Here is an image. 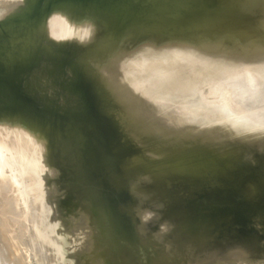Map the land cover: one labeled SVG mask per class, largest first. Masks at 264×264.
I'll list each match as a JSON object with an SVG mask.
<instances>
[{
	"label": "rangeland",
	"instance_id": "374dc122",
	"mask_svg": "<svg viewBox=\"0 0 264 264\" xmlns=\"http://www.w3.org/2000/svg\"><path fill=\"white\" fill-rule=\"evenodd\" d=\"M11 1L12 2L8 0L6 2V0H0V3L2 2L0 8L5 5L4 8H8L9 12L15 11L16 8H21L18 9V13L27 11L31 16L26 22L15 24L13 19L10 18L11 16H9L6 11L3 12L5 9L1 8L3 9V13H0L2 15L6 13L7 18L5 17L6 15H4V19L0 16L2 17L0 18L2 19L0 23H10L13 27L11 32L1 31L0 29V120L3 117L11 119L22 117L26 118L29 122L39 123L40 126L42 125L41 127L43 129V125H46L44 121L50 119L52 125L46 126H52L56 132L59 130L58 137L61 144L68 143V141L71 143L69 139L63 142L66 136L64 130L67 126L76 127V130H78L77 132L80 134L82 133L84 136L83 132L78 129L77 126L83 128L85 131L87 128L89 130L93 126L86 115L87 101L84 89L85 84L80 72L73 68V62L77 59L81 62L83 68L87 70L88 75L92 77L97 101L104 102L109 99L108 96L110 97V92L114 94V91H120L122 97L126 99L137 97L146 101L147 104L145 108L147 112H149V116L150 114H152V117L159 114L161 117V122H159V119L157 123H162L158 126H161V129L163 127L165 130L162 129L161 131L157 124L151 128L154 134L156 133L155 136L158 137V139L149 131L153 139L148 136L145 137V140L143 135L147 136L150 134L147 129L148 126H146V128H141L133 121V125L131 124V120L130 123L127 121L129 124L126 123L130 126L129 128L131 130L133 129L132 132H134L135 136L137 135V137L134 136L136 138L135 142L133 139L134 137H132L133 134L130 132L131 130L129 128H126V130L125 127L121 128L122 125H124L123 122L126 120L124 119L125 121H122L123 119H120L123 124L119 121V118H124L122 114L126 110L121 106L120 107L124 109V111L120 109V107H114V112L110 111V107L107 108L109 110L108 115L110 116V114L112 115L114 113L116 117L112 115L113 118H116L117 121L120 122L119 124L118 122L113 123L115 133L120 137V140H116L118 142L117 145H130L137 150L133 152V155L128 156L126 168H122L126 172L134 171L138 177L140 174L142 175L141 170L144 173L146 170L145 168H147L149 172L152 170L151 173L153 172V175L157 172L159 173V177L168 175L169 170L166 173L164 170H159L161 171L159 172L157 169L164 168L167 170L166 168L171 166L168 163L170 162L171 164V161L176 160L174 155L177 157L175 154L177 150V154L180 152V155L178 156L179 158L177 157V162L175 161V164L182 163L185 161L184 159L188 160L187 158L189 156V159H192L194 155L197 157L200 156L201 154H197L199 150L196 148L200 145V143H198L199 140V142H201V140L203 141V144H201L200 147L198 146L199 149H203L200 153L204 151L203 153L206 154L207 149L204 150V148L211 147L212 151L216 152V154L211 152V148L210 150L208 148L207 156L204 155L208 157L209 154L211 155L212 153V157H214V155L217 157H215L216 159L214 160L211 159L207 161L202 153L201 156L203 157H194L192 161L188 160V162H183L185 166L189 168V171L193 172V170H195V172H197L196 174L200 173L199 175H201L205 171L208 175L212 173V176L210 175L204 181H199L200 183L194 180H185L184 178H164L163 180L148 183L150 180H148L149 177L146 173L149 172L146 170L147 172L145 171V174L147 180L145 181V177L143 182L147 184L135 190L133 188H136V186H132L133 190L131 191V185H128L130 182L126 181L124 184L127 185L130 191L117 192L112 180L106 172L107 166H112V164L117 165V162L112 156L107 154L103 144L96 136L86 140L79 148L75 146L76 144H73L77 148L74 147L73 152L76 151V153H73L72 150H69L70 143L67 145L69 147L64 144V147H67L66 150L63 146L60 147V143V145L57 143L59 142L58 137H56L54 141L49 135L51 151L49 154L45 152L41 154L44 155L40 158L41 160L43 159V163H41L42 161L39 158L37 159V161L40 160V163L43 164L44 167L42 168L44 169L41 172L39 171L42 168L37 169V172L35 171L37 174L33 171L34 174L32 172V176H30L33 181L32 185H34L33 183L35 182L37 186V189H35L36 187L33 189V192L36 190L37 195L36 193L33 194V192L31 194H33V197L36 195L35 200L38 202L36 203V201H34V203H30V205L33 213L32 216H34V219H37L36 221L47 223V219L49 222L44 224L46 226L49 224L52 225H49L50 227L47 226L46 234L53 233V235L51 234L52 237H49L51 236L49 235L45 240L46 242H51L49 244L47 243L48 246L44 248H46L45 252H51L59 248V252L55 259L57 261L56 264L59 263L58 260H62L61 258H63L64 262L61 261L59 264H157L166 256V249L168 247H187L192 244L201 246V243L205 245V248L202 246L205 251L199 250L192 254L190 249H184L183 256H185V251L188 255L187 258L185 256V259L183 257L184 261L179 260L181 262L180 264H264V123L261 121V123L254 125V127L258 126L256 133L253 130V126H249V124L247 126L248 118L251 116L253 117V110L256 112L254 117H257V114L261 112L259 110H263L260 109V107L263 108L264 103L260 105L258 103L256 105L254 104L253 108L256 106L258 109L255 108L248 112L246 109H250L251 107L246 106H249L250 102L255 99V95L251 94L250 97L232 96V91L229 90L230 87L224 85L223 88V84L218 85L223 91L217 96L212 92H206V88L210 86L209 84L215 86L218 82V84L222 83L220 81L219 69L223 70L230 67L234 62L244 57L245 53L248 52L250 48H244L235 44L231 53L222 60L217 68H212L207 65L183 67L182 64L180 67L167 72L160 68V66L166 65L167 60L171 56V52L173 53L180 50L185 44L195 40L194 36H189L184 40L173 38L166 39L169 34L179 32L187 34L189 30L198 27L204 29L212 28L214 31L232 30L235 32L242 31L244 34H264V0H259L254 5L250 3V0H165L166 10H162L164 1L162 4L161 0H144L139 6L133 5L135 9L132 8L133 12L129 17L130 19L125 21L122 27L113 25L114 21H107L108 17L112 15L106 12L105 4H110L112 0L108 2H106L107 0H99L97 2H92L91 0H67V2L66 0H58L61 4L59 6H53L51 0ZM192 1L200 3L198 10L195 12L190 8V4L193 3ZM14 2L15 5H13ZM130 2H133V0ZM62 7H65V9L67 7L74 12V17L72 18L74 20L77 17L79 19L88 18L90 14L92 16L99 15L98 17L100 18V14L102 13L104 15L105 12L108 13L106 14L108 17L102 15L105 18L107 17V19L102 18L103 20H99V18H96L97 16H94L90 26L86 27L82 25L75 29L72 26L74 21L67 20L66 24L69 30L68 33H64V36L67 35L65 43L68 45L62 46L59 44L62 46L60 47L54 37L47 34V37H52V39H50L47 38L45 34L41 36L38 34L40 30L43 29V27H41L39 30L40 26L45 24L41 22H46L48 19L46 17L52 11ZM163 12L166 14H163ZM12 13L13 12H10L9 14L11 15ZM112 17L114 18V16ZM110 18L111 17H109V19ZM97 20L99 22L102 20L101 24H93ZM140 21H142V23ZM53 23L58 24L56 18L51 20L50 24L54 26ZM78 33H80V35ZM42 36H44L42 42L47 39L48 43L45 42V44L41 42ZM109 37L114 38L113 44L109 49H105L106 39ZM37 40L46 45L44 48L50 46V50L48 49L49 47L46 48V50L43 49L42 44L39 46L40 42ZM73 41L75 42L74 44ZM65 47L66 49H63ZM90 53L93 54L91 55ZM155 57H157L155 62L147 64L150 59ZM185 59L186 57L181 53L173 60L175 63H184L186 62ZM156 64L161 65L157 67ZM151 65L153 67L155 66V68ZM151 68H153L151 75L145 76L146 70ZM181 70H184L182 74V79L184 81H188L192 75L198 73V77L194 80V84L191 87L192 91H188V93H190L188 94L189 96L187 95L188 98L187 96H182L186 93H182L183 91L181 89L170 86L174 74H177ZM244 76L249 82L254 78L253 75L249 73ZM113 81L119 84H115ZM109 83H112V86ZM127 85L130 86V89H128ZM136 85L138 90L136 89ZM114 89H118V91ZM262 92L263 91L259 93L258 91V94L263 96L264 92ZM195 95L197 97H193ZM191 97L195 99L193 100ZM227 101L228 103H226V105L224 102ZM223 104L225 105L221 107ZM228 105L229 108H226ZM116 109L118 111H115ZM108 110H106V108L104 109L106 112ZM119 110L123 113H119ZM246 111L248 113L252 112L250 114L251 116H248L249 114L246 113ZM126 113H124V115H126ZM242 113L243 116H241ZM117 116H119V118H117ZM242 117L244 118L245 124ZM113 118L111 119L112 121L114 120ZM238 119L239 121L242 119L241 121L243 123H241V121L239 122ZM6 120L8 121V119L4 121ZM4 121L3 125L7 123L6 125L8 128L4 126L2 129L5 130L7 128L5 133H8L9 130V137H13L12 135L15 134H12L10 131L16 129L12 131L16 132L19 130L17 129L18 127L16 128V126H14L15 128H12V126L16 124L10 119V122H8L11 124L13 123L12 126ZM235 121H237L236 123H239V125H237ZM221 122H226V125ZM228 122H231L230 126L232 130L230 126L227 125ZM210 123L214 125L215 123L217 124L214 126ZM218 123L220 124L218 125ZM73 124H75V127ZM86 124H88L87 127ZM231 124L237 125V128ZM128 125L124 126L127 127ZM142 125L144 126L145 123L143 122L141 126ZM208 125L210 126L208 127ZM240 125H244V132H249L251 127L250 133L253 131L252 133H254L255 136L250 133L249 134L253 137L248 133L247 136V134L244 133L247 138L250 137L249 140L244 137L243 133L238 134V136L236 134L234 137L233 133L236 129L238 130ZM192 126L195 129L197 128L199 132L202 131L201 128H209L206 130L210 131L212 127V131L210 132L203 129L204 135L205 132L209 134V139L207 138L208 136H206L207 134L205 136L200 135V133H196L195 130L194 132L196 134L191 133L189 135L193 136L195 134V136L201 137L197 138L198 141H194L196 138H192L191 136L190 139L187 133L191 132ZM197 126H199V129ZM218 126H222L223 128ZM189 127L191 129H188L190 132H185L186 136H184V134H179L182 133L179 132L180 130L185 131L187 129H183ZM234 128L235 130H233ZM144 129L147 130L145 131ZM45 130L49 134L47 128ZM166 130L170 131H167L169 135L167 132H164ZM218 130L221 132H227L228 130V134L224 132V134L226 133L225 136L228 135L227 138L223 137L224 141L222 137V139L219 138L220 135L223 136L224 134H221ZM230 130L232 131L230 132V134H232L231 139L229 138ZM239 130L242 131V129ZM127 131L128 134L130 132L131 135H127L125 133ZM159 131L161 132L162 138H164V133L171 138L170 133L173 131H176V133L179 132L177 133L178 135L176 133L174 134V132V136L171 134L172 139H178V142L175 140L178 145H174L175 141L172 139L168 141V136H165V138L168 137V140L163 139L165 140L163 141L159 136ZM214 131L220 134L217 135L218 133L216 132L215 134ZM142 132H144L143 135ZM2 133H4V131H2ZM5 133L3 135H6ZM138 133L140 134L138 135ZM210 133L214 134L213 137L216 136L215 138H217V141L219 139L220 142L223 141L221 144L222 147L219 145L220 142H218L219 144L217 145L216 139L215 142L211 140L212 135H210ZM175 135L180 136L176 137ZM239 135H243L242 137H244L245 140L247 139L246 141L250 144L244 143V145H249L251 148H248V146L246 148L245 145L242 148L243 150L241 149L242 153L239 159H229L225 161L226 154L229 153L228 150L230 149L228 146L231 147L230 150H239L241 148L238 147V145L240 146L241 142H244V138H239ZM182 136H184L183 138L185 141L187 139L188 143L184 142L181 138ZM202 136L205 139H201ZM140 137H143V139H140ZM159 138H161V140ZM228 138V144L230 141L233 142L232 144L234 146V140L237 142H235L236 144H238V141L240 143L236 145V147L230 145L231 143L225 146L224 144H226L225 142ZM206 139L209 140V145ZM232 139L233 141H231ZM152 140L154 143H152ZM205 140L207 141L206 144H204ZM137 141L140 142L138 143ZM142 141L146 142L143 143ZM159 141H163L164 144ZM166 141L167 143L170 142V145H166ZM211 142L213 144L215 143L217 147L215 145H210ZM142 143L143 145L146 143L145 145H147V148L145 146V149L140 148L143 147L141 146ZM183 143H186V146ZM148 144L150 146H148ZM154 144L157 145L155 146ZM159 144H161L162 147ZM188 144L191 145L190 149L187 148L189 147ZM171 145L172 147H168ZM193 145L197 146L193 147ZM242 145L243 143L241 146ZM154 146L155 148L160 146L161 149L165 146H167L168 149H175V152L171 149V154H173L172 156L175 160L172 159V156L171 158H169L170 156L168 157L167 152L170 154L169 150L166 152L163 151L164 149L159 151L158 147L156 148L157 150H155ZM173 146L175 147L173 148ZM214 146L217 151L213 148ZM62 147L64 151L66 150L65 152L61 149ZM151 147L154 150L151 149ZM176 147L178 148L176 149ZM185 147L186 149L183 150ZM195 148L198 151H195L196 153L192 152ZM217 148L220 149V152L224 151L225 155H223V152L221 155ZM221 148L228 149L225 151ZM26 149L30 152L33 151V148L30 150L27 146ZM165 149L167 148L165 147ZM68 150L72 152V154H70ZM187 150H189V152ZM28 151L27 154H30H28V156L32 157L31 153ZM139 151L142 152V154ZM36 152L37 150L35 151L34 149L32 153L40 155L39 152ZM181 153H184L185 156L188 154L189 156L187 155L188 157H185L183 154L182 157ZM192 153L194 155H192ZM218 153L220 156H218ZM138 154L143 156L151 154L150 156H153L154 162L151 160L152 157L149 156V160L152 162L150 163V161L147 160L148 157L145 159L143 156L139 157L141 155ZM134 155L135 158L137 157L138 161H140L139 158L143 159V161H141L143 164L141 168L143 169L139 168L140 162L137 164L138 161H135ZM34 157L36 156L34 155ZM167 157L169 159H167ZM130 158L132 160L128 162ZM220 158L225 161L223 165L222 163L224 161L222 162V160H219ZM156 159L158 163H162V160H164V167L162 166L163 164H161L160 167ZM165 159L168 160V162H166ZM179 159H182V161L179 162ZM159 160L161 161L159 162ZM218 160L221 161L220 165L223 166H221V170L219 167H217V169L215 168L216 165L219 164H215ZM132 161L136 162L135 165ZM144 161L149 162L150 167H148V163L145 164ZM208 162L210 165L211 163L212 165L215 164V167L212 165L210 166ZM166 163L168 166H166ZM144 164L147 166L144 167ZM128 167H130V169ZM209 167L211 169L207 172ZM138 168L139 170H137ZM7 169L9 170H7V172L6 169L4 170L5 175H3L4 177H2V179L5 178L6 175L8 176V174H10L11 178V175L15 173L14 169H12V171L14 170L12 173L10 170L11 168ZM213 170L214 172H212ZM215 172H217L216 175H213ZM160 173L162 174L161 176ZM141 175L138 177L139 179H141L140 177L142 176L144 177V174ZM151 176L149 179L152 178ZM155 176L156 175H154L152 179H154ZM10 178L8 176V179ZM5 180H7V177ZM36 181L40 183H36ZM114 181L117 180L114 179ZM248 186H250L249 192L246 191ZM153 187L154 189H152ZM0 191V194L3 193L0 195V197L2 196L1 198L7 195L9 199V194H14L13 190H11V193L7 192L9 194H7L6 191L4 192V190ZM40 192L41 194H39ZM15 194L13 195L14 198L11 196L14 199L11 202L17 201L15 198L19 199L20 197V200L23 198L21 194L20 196L19 194L17 195L19 197H15ZM7 198L2 199V201L0 199V205L4 202L3 200L7 202ZM20 200H18V204ZM31 200H34L32 196ZM9 203L10 202H7V204L4 205L8 206ZM44 203H46V206H44ZM37 205L39 207H37ZM40 207L41 210L39 209ZM36 208H38V212ZM1 209L0 211H2ZM3 211L5 212V210ZM4 212L3 215L5 214ZM40 213L42 216L39 215ZM6 215L7 214H5V216ZM47 215H50L49 218ZM35 216L39 217L36 218ZM40 216L44 219L43 221ZM7 219H9V221L11 220L10 223L12 221V223H14V219L12 220L11 216L9 217L7 215ZM14 227L15 226H13V229H15ZM48 228L52 229V232H48ZM53 238H55L56 242L53 241ZM54 242L55 244H53ZM51 243L53 248L56 246L54 249L50 246ZM44 246L46 245L44 244ZM48 248L51 250L49 251ZM141 250H143L144 253ZM179 261L176 263L179 264Z\"/></svg>",
	"mask_w": 264,
	"mask_h": 264
},
{
	"label": "bare ground",
	"instance_id": "6f19581e",
	"mask_svg": "<svg viewBox=\"0 0 264 264\" xmlns=\"http://www.w3.org/2000/svg\"><path fill=\"white\" fill-rule=\"evenodd\" d=\"M8 0H6V2H7ZM15 2H18V1H16V0H14ZM157 1V0H156ZM160 1V0H159ZM162 1V4H163V1H164V5H165V7H164V5L162 6V4H161V6L163 7V8H165V9H163L162 8V10H166V4H165V0H161ZM257 1H259V0H250V3L251 4H255ZM10 2H12L11 0H10ZM15 2H14V4L13 5H15ZM19 2H21V0H19ZM22 2H23V0H22ZM24 2H25V0H24ZM193 2V1H192ZM2 3V2H1ZM0 3V4H1ZM5 3V2H4ZM159 3V2H158ZM109 4V3H108ZM2 5V4H1ZM4 5V4H3ZM8 5V4H7ZM21 5H22V3H21ZM110 5V4H109ZM191 6H190V8L195 12V11H197L198 10V8H199V6H200V3L199 2H193V3H191L190 4ZM5 6V5H4ZM4 6L3 7H1V8H3V9H5L4 8ZM7 7V6H6ZM20 7V6H19ZM22 7V6H21ZM0 8V12H2V10L3 9H1ZM15 9V8H14ZM18 9H21V8H18ZM23 9H24V7H23ZM22 9V10H23ZM7 10H8V12H7ZM10 10H12V9H10ZM17 10V8L15 9V11ZM6 11V13H8V15L9 16H12V14L13 13H15L14 12V10L13 11H10V12H13L11 15L9 14L10 12H9V9L8 8H6L3 12H5ZM2 12V13H3ZM21 12V11H20ZM72 12L71 10H69V8H67L66 7V9H65V7H62V8H58L57 10H55V11H52L46 18H48L47 19V21L46 22H41V23H45L43 26H40V28H39V30L41 29V27H43V29L42 30H40V33L38 34L39 36H41V35H44L45 34V36L48 34V35H50V36H52V37H54L55 38V40L57 41V44L59 45H68L67 43H65V41H66V36H64V33H68V25L66 24L67 22V20H71V21H74L73 22V28L75 29V28H77V27H79V26H82V25H85L86 27L87 26H90V24L93 22L92 20H93V17L94 16H97V15H94V16H92L91 14H90V16H88V18L87 17H85V18H81V19H79L78 17L74 20V19H72L73 17H74V12H72L71 13V15H70V13ZM107 12V11H106ZM104 13V15L101 13L100 15L102 16H105L106 14H110V11L108 12V13ZM167 12V11H166ZM6 13H4L3 15L1 14L0 16H2V17H0V18H2V19H4L5 17L7 18V14ZM165 12H163V14H164ZM92 14H94V13H92ZM166 14V13H165ZM4 15H6L5 17H4ZM99 16V15H98ZM96 17V18H99V17ZM100 16V18H99V20L100 19H102V18H104V19H107V17H108V15H106L107 17L105 18V17H101ZM164 16V15H163ZM166 16V15H165ZM109 17H111L110 19H109ZM108 17V20L107 21H109V22H111V21H114V18L112 17V16H109ZM141 17H142V15H141ZM11 18V17H10ZM9 18V19H10ZM54 18H56V20H57V22H58V24H54V26L53 25H51L50 24V22H51V20H53ZM164 18V17H163ZM167 18V17H166ZM2 19H0V20H2ZM112 19V20H111ZM129 19V18H128ZM141 19H143V18H141ZM140 19V20H141ZM7 20V19H6ZM45 20V19H44ZM95 20V19H94ZM103 20V19H102ZM101 20V21H102ZM101 21L99 22L98 20L96 21V22H94L93 24H101ZM105 21V20H104ZM107 21H105V22H107ZM141 23H142V21H140ZM42 25V24H41ZM46 25V26H45ZM12 25L10 24V23H6V22H3V23H0V29L1 30H3L4 29V31H9V32H11V29H12ZM38 30V31H39ZM189 33H187V34H185V33H181V32H179V33H175V34H169L167 37H166V39H170V38H173V39H177V40H184V39H187L189 36H194L195 37V40H192L190 43H188V44H185L183 47H182V49H180V50H177V51H175V52H171V56H170V58L167 60V62H166V65H163V66H160L161 64H159V65H157L156 64V66L158 67V66H160V68H161V70L163 69V70H165V72H167V71H170V70H174L175 68H177V67H180V65L182 64V66L183 67H189V66H196V65H207V66H209V67H212V68H217L218 66H219V64L222 62V60L227 56V55H229L230 53H231V50H232V48H233V46L235 45V44H237L238 46H242V47H246V48H250L249 49V51L248 52H246L245 53V55H244V57H242L241 59H239V60H237L236 62H234L230 67H228V68H225V69H223V70H220L219 69V74H220V81L222 82V83H220V84H216L215 85V89H213L214 90V94L217 96L221 91H223V89L220 87V86H218V85H221V84H223L222 85V87L225 85L226 87L227 86H229L230 87V89L229 90H231L233 93L231 94L232 96H235V97H250V95L252 94V95H255V99H253L251 102H250V104H249V106H246V107H251L250 109L249 108H247L246 110H248V112H249V110H253V109H255V108H257L258 109V107H256L255 106V108H253L254 106V104L256 105L257 103L260 105L261 103H264V95L263 96H261L260 94H258V91H259V93H261V91H263L264 92V34H262V35H259V34H250V33H248V34H244L242 31H232V30H222V31H214L212 28H210V29H204V28H201V27H198V28H195V29H191V30H189L188 31ZM38 33V32H37ZM79 35H80V33H78ZM37 35V36H38ZM47 35V36H48ZM245 35V36H244ZM46 36V37H47ZM47 37V38H50V39H52V37ZM76 37V36H75ZM75 37H74V39H75ZM54 38H53V41H54ZM38 39H40V38H38ZM42 39H44V36H42L41 37V42H42ZM73 39V40H74ZM76 40V39H75ZM37 41H39V40H37ZM40 42V41H39ZM40 42V45L39 46H41V44L44 42H47L48 43V41H47V39H46V41H43L42 43ZM51 42V41H50ZM72 42V41H71ZM75 42L73 41V44H74ZM46 44V43H45ZM45 44H42V46H43V49H45L46 50V48H48L49 50H50V46H47V47H45L44 48V46H46ZM47 45H49V44H47ZM59 45V46H60ZM62 46H60V47H62ZM60 47H59V49H60ZM56 48V47H55ZM67 48H69V47H67ZM71 48H72V46H71ZM63 49H66V47L65 48H63ZM99 49V48H98ZM102 49V48H101ZM104 50V49H103ZM48 51V50H47ZM181 53H183V55L186 57V62H184V63H178V62H174V58L175 57H177V56H179ZM158 55H160V54H158ZM158 55H157V57H158ZM76 56V55H75ZM157 57H155V58H152V59H150L148 62H147V64H149V63H153V62H155V60H156V58ZM173 60V61H172ZM152 66V65H151ZM153 67V66H152ZM153 68H155V66L153 67ZM153 68H151V69H147L146 70V72H145V76H147V75H151V72L153 71L152 69ZM195 68V67H194ZM185 70V69H184ZM184 70H181L180 72H178L177 74H174V76H173V80L170 82V86L171 87H176V88H178V89H181L183 92L182 93H186V94H184V95H182V96H187L188 94H190V93H188V91L190 92V91H192L191 89V87L193 86V84H194V80L198 77V73H195L194 75H192L189 79H188V81H184L183 79H182V74H183V72H184ZM247 73H249V74H252L253 75V79H252V81L251 82H249V81H247L246 79H245V74H247ZM114 83H115V81H113ZM224 82V83H223ZM117 83V82H116ZM115 83V84H116ZM111 86H112V83H109ZM109 84H108V86H109ZM117 84H119V83H117ZM114 85V84H113ZM140 85V84H139ZM125 86V85H124ZM128 86V85H127ZM113 87H115V86H113ZM132 87V86H131ZM228 87V88H229ZM109 88H111V87H109ZM126 88V87H125ZM224 88V87H223ZM128 89H130V86H128ZM136 89H137V85H136ZM201 89V88H200ZM108 90V89H107ZM114 90H116V89H114ZM138 90V89H137ZM116 91H118V89L116 90ZM108 92V91H107ZM109 92H110V89H109ZM118 92H119V94H118ZM118 92H115L114 91V94L112 93V92H110V94L112 95V97H111V95H110V97L108 96V100H106V101H97V103H98V105L102 108V110L104 111V109L106 108V110H108L107 108H111L110 109V111H112V112H114L113 110H114V107L116 108H118V107H122V108H124L126 111H127V113H126V111L124 112V113H126V115H124V113L122 114L121 112H120V110H119V113H121L122 114V116L124 117V118H119V116H120V114H119V116H117V118H119V121L121 122V120L122 121H125V122H123L124 123V125H128L129 123H130V120H131V124L133 125L134 123H136L137 124V126H139V127H141V128H146V126H148L147 127V129H148V132L149 131H151L153 134H154V131L153 130H151V128H153L154 127V125L155 124H157V126L158 125H161L162 123H157L158 121H159V119L161 118L160 116H159V114H157V116H151L152 114H150V116H149V112H147V109L145 108L146 107V104H147V102L146 101H144V100H141V99H139V98H137V97H133V98H131V99H126V98H124V97H122V93H120V91H118ZM262 92V93H263ZM222 93V92H221ZM189 96V95H188ZM188 96H187V98H188ZM193 97H197L196 95L195 96H193ZM193 97H191L192 99H193ZM181 98H183V97H181ZM163 99V98H162ZM190 99V98H189ZM192 99H190V100H192ZM195 99V98H194ZM193 99V100H194ZM159 101V100H158ZM162 103V102H161ZM225 104L226 103H228V101L227 102H224ZM225 104H223V105H221V107L222 106H224ZM149 105V104H148ZM148 105H147V107H148ZM227 105V104H226ZM258 106V105H257ZM112 107H113V109H112ZM120 107V109H122ZM245 107V108H246ZM260 107V106H259ZM226 108H229V105L226 107ZM124 109H122L123 111H124ZM146 109V110H145ZM243 109V108H242ZM260 109H263L264 110V107L263 108H261L260 107ZM263 110H259V111H261L260 112V114L258 115L257 114V117H254L256 114V112H255V110H253L254 111V114H253V117L250 115L251 113H248L247 111H246V113H248L249 115L248 116H251V117H249L248 118V120H247V126H248V124H249V126H253L254 127V125H257V124H259V123H261V121L264 123V111ZM115 111H118L117 109L115 110ZM243 111V110H242ZM244 111H245V109H244ZM256 111H258V110H256ZM258 111V112H259ZM262 111H263V114H262ZM105 112V111H104ZM108 112H109V110L107 111V114H108ZM147 114H146V113ZM153 112V111H152ZM153 113H155V112H153ZM118 114V113H117ZM155 114V115H156ZM112 115H115L114 113L112 114ZM111 114H110V116L109 117H111L112 116ZM239 115V114H238ZM244 115H245V113H244ZM241 116H243V113H242V115ZM247 116V115H246ZM245 116V117H246ZM115 117H116V115H115ZM3 118H5V119H8V121H9V119L10 120H12V121H14L15 122V124L16 125H13L12 126V124L11 123H9L7 120L6 121H4L5 119H3ZM1 120H0V130L2 129V128H4V126H6L7 128H8V126L6 125L7 123H4V125H3V121L4 122H8V124L10 125L11 124V126H12V128H15L14 126H16V128L17 129H19V130H17L16 132L14 131V132H12L13 130H16V129H13L12 131H10L12 134H15V135H12L13 137H9L10 135L8 134L9 133V130H8V133L6 132L5 133V131H7L6 129L4 130V129H2L1 131H0V190H4V192L6 191V193L7 192H9V193H11V190H13L12 192L15 194V197L19 194V196H20V194H21V196H23V198L20 200V197L19 196H17V197H19V199H17V198H15L17 201H15V202H11L12 200H14L13 198H14V194H9V193H7V194H9L10 196H9V199L7 198V195H3L4 197L3 198H1L0 197V199H1V201H2V199H4V198H7L8 200H7V202H10L9 204H8V206L7 205H4V204H7V202H6V200H3L4 202H2V204L0 205V209L1 208H3V209H1L2 211H0V264H56L57 263V261L55 260L56 259V255L58 254V250H59V248L58 249H54L56 246H54V248H53V246H51L52 245V243L50 244V246L54 249V250H52L51 252H45V250H46V248H44V247H47L48 245H47V243L49 244L50 242L49 241H45L46 239H47V237L49 236V235H53V233H49V234H46L47 233V226H52L51 224H49V225H45V224H47L49 221H47V219H46V222L47 223H42V222H38V221H36L37 219H34L33 217L34 216H32V211H31V205H30V203H34V201H36L35 200V196L37 195V192H36V190L33 192V189H34V187H36L35 189H37V186H36V184H35V182L33 183L34 185H32V180H31V177L30 176H32L31 175V173L34 171H36L37 169H41L42 167H44L43 166V164H41V163H43V159L41 160L40 158H42L44 155H41L42 153L44 154V152L46 153V154H49L50 153V151H51V148H50V146H51V144H49V135L54 139V141L56 140V137H58V132H59V130H57L58 132H56L55 130H54V128H52V126H46V125H52L51 124V121H50V119H46L44 122H46L45 124L46 125H43V129H42V125L40 126L39 125V123H37V122H29L26 118H22V117H16V118H7V117H3ZM113 118V116L110 118V119H112ZM243 118V117H242ZM114 120L112 121L113 123L114 122H118L117 121V119L116 118H113ZM121 119V120H120ZM125 119V120H124ZM242 120V119H241ZM240 120V121H241ZM11 121V122H12ZM129 123H128V122ZM134 123H133V122ZM238 121H239V119H238ZM239 121V122H240ZM243 121H244V118H243ZM120 122H118V124L120 123ZM128 124H127V123ZM142 122V123H141ZM143 122L145 123V125L143 126H141V124H143ZM159 122H161V119H160V121ZM237 121H235V123H236ZM50 123V124H49ZM122 123V122H121ZM122 123V124H123ZM126 123V124H125ZM221 123H223V122H221ZM229 123V122H228ZM227 123V125H229L230 126V123L228 124ZM235 123H233V124H235ZM241 123H243L242 121H241ZM71 124V123H70ZM140 124V125H139ZM211 124V123H210ZM216 124L217 123H215V125L214 124H211V125H214V126H216ZM220 123H218V125H219ZM224 125H226V122H224L223 123ZM233 124H231L232 126H235L236 128H237V125H239V123L237 124V125H233ZM244 124H245V121H244ZM2 125H3V127H2ZM121 125V124H120ZM119 125V126H120ZM124 125H122V127L121 128H123V127H125V129L126 128H129L130 126L128 125L127 127L126 126H124ZM222 125V124H221ZM10 126V127H11ZM116 126V125H115ZM156 126V127H157ZM210 125H208V127H209ZM213 126V127H214ZM223 126V125H222ZM221 126V127H222ZM242 126V127H241ZM243 126L244 125H240V127H238V130L236 131L235 130V128L233 129V130H235L234 131V137H235V135L237 134V136H238V134H242L243 133V135H244V133L245 134H249L250 133V131H251V127H250V131L249 132H244V130H243ZM246 126V125H245ZM246 126V127H247ZM150 127V128H149ZM159 127V129H161L160 127L161 126H158ZM157 127V128H158ZM198 127V129H199V126H197ZM201 127V126H200ZM203 127H205V126H203ZM218 127H220V126H218ZM220 127V128H221ZM252 127V128H253ZM47 128V130L49 131V134L46 132V129ZM115 128V127H114ZM132 128V127H131ZM194 127L192 126V130H193V132H192V130H191V132H190V130H188V129H191L190 127L189 128H180V129H183V130H185V129H187V130H185V131H179V132H182V133H179V132H177V133H179V134H184V136H186L185 135V132L186 131H189L190 133H187V135H189V134H191V133H195L194 132V130L196 131V133L198 132V134L200 133V135H204V133H203V131L205 130V131H207L206 129H209V128H206V129H202L201 128V132H202V134H201V132H199V130L197 131V128L195 129H193ZM215 128H217V127H215ZM215 128H214V130H215ZM223 128V127H222ZM245 128V127H244ZM257 128H258V126H256V127H254L253 128V130L255 131V133H256V130H257ZM77 129L76 127L75 128H73V127H70V126H67L66 127V129L64 130L65 132V139H63V142H66V140H70L71 141V143L68 141V143L66 144V143H64L65 144V146H67L69 143V146H67V147H69L70 149V151L72 150V152H73V149H74V147L76 146H74L73 144H75V142H74V137L76 136V133L79 135L80 133H78L77 131L78 130H76V132H75V130ZM130 129V128H129ZM129 129H128V131H129ZM146 129V130H147ZM162 129H163V127H162ZM162 129H161V131H162ZM225 129H227V128H225ZM225 129H223V130H225ZM230 129L232 130V128H231V126H230ZM239 129H242V131L241 130H239ZM247 129H249V128H247ZM10 130H11V128H10ZM94 130V129H93ZM127 130V129H126ZM131 130V129H130ZM141 130V129H140ZM143 130V129H142ZM145 130V129H144ZM145 130V131H146ZM163 130H165V129H163ZM170 130V129H169ZM169 130H166V131H164V132H167V131H169ZM229 130V129H228ZM228 130H227V132H228ZM229 131V134H230V132H232V131ZM246 130V129H245ZM2 131H4V133L6 134V135H3L4 133H2ZM62 131V130H61ZM128 131L127 132H125L127 135H131L130 134V132H132L133 131V129L129 132V134H128ZM134 131H136V130H134ZM156 131H157V129H156ZM210 131H212V127L210 128ZM210 131H207V132H210ZM219 132H221L220 130H218ZM117 132V131H116ZM122 132V131H121ZM124 132V131H123ZM160 132V131H159ZM170 132V131H169ZM169 132H167L168 133V135H169ZM174 132V134L176 133V131H173ZM173 132L172 133H170V136H171V138L168 136V135H165V133L163 134L164 136V138H162L161 136V132H160V137L162 138V140L163 139H167L168 137H169V140L168 141H171L170 139H172V135H173ZM215 132V134H216V132L217 131H214ZM224 132H226V131H224ZM224 132L222 131L221 132V134H224ZM226 132V133H227ZM235 132H237V133H235ZM253 132V131H252ZM250 133V134H253V136H255L254 135V133ZM61 133V132H60ZM63 133V132H62ZM93 133H95V131H93ZM140 133H141V131H140ZM140 133H138V135L140 134ZM147 133V132H146ZM150 133V132H149ZM176 133V134H177ZM195 133V134H196ZM218 133V132H217ZM225 133V134H226ZM8 134V135H7ZM17 134V135H16ZM82 134V133H81ZM124 134V133H123ZM132 134H133V136L132 137H134L135 135H134V132H132ZM144 134V132H142V135ZM148 134V133H147ZM152 134V135H153ZM156 134V133H155ZM155 134L153 135V136H155ZM172 134V135H171ZM195 134L192 136V135H189V137L191 136L192 138L194 137V138H196L194 141H196L197 140V138L198 137H201V136H195ZM207 134V135H206ZM220 133H218L217 135H219ZM225 134L223 135V136H219V138L220 139H222L223 137L225 138H227V136H225ZM228 134V133H227ZM248 134H247V136H248ZM249 134V135H250ZM141 135V136H142ZM151 135V133L150 134H148L147 136L145 135H143V137H144V139H145V137H148V136H150ZM178 135V134H177ZM205 135L206 136H208L207 138L209 139V134L208 133H206L205 132ZM204 135V136H205ZM210 135H212L211 136V140L212 141H214L215 142V139H216V141H217V138H215V137H213V135L214 134H212V133H210ZM243 135H239L240 137L239 138H247L246 137V135H244V137H242ZM83 136V135H82ZM94 136H95V134H94ZM124 136V135H123ZM165 136H168L167 138H165ZM174 136V135H173ZM176 136V135H175ZM180 136V135H179ZM179 136H176V137H179ZM184 136H182L181 138L184 140V142H186V143H188L187 142V139H186V141H185V139L183 138ZM231 136H232V134H230V136H229V138L231 139ZM250 136H252V135H250ZM252 136V137H253ZM63 137V136H62ZM135 137H137V135L135 136ZM133 138L134 140L136 139V138ZM143 137L141 138L140 137V139H143ZM156 137V136H155ZM188 137V136H187ZM187 137H185V138H187ZM191 137H190V139H191ZM222 137V138H221ZM251 137V138H252ZM64 138V137H63ZM67 138V139H66ZM150 138H152V136H150ZM157 139H158V137H156ZM161 138H159L160 140H161ZM213 138V139H212ZM224 138L222 139L223 141H224ZM229 138L226 140V144H224L225 146H227V145H229L230 143V145H232L233 146V142H230L229 141V144L227 143L228 142V140H229ZM238 138V137H237ZM236 138V139H237ZM238 138V139H239ZM245 138H244V142H241V144L243 143H246V144H250L249 142H247L246 140L248 139H250V137L249 138H247L246 140H245ZM132 139V140H133ZM140 139H138V140H140ZM153 139V138H152ZM189 139V140H190ZM201 139H205L203 136H202V138ZM208 139H206L207 141H208V145H209V140ZM220 139L217 141V145L219 144L218 142H220ZM235 139V138H234ZM237 139V140H238ZM241 139V140H242ZM146 140V139H145ZM165 140H163V141H165ZM172 140H174V138L172 139ZM175 140L177 141L178 139L177 138H175ZM174 140V141H175ZM180 140V139H179ZM182 140V141H183ZM205 140V143L204 144H206V141ZM58 141H59V137H58ZM74 143H73V142ZM141 141V140H140ZM140 141H137L138 143L140 142ZM153 141V140H152ZM151 141V142H152ZM156 141V140H155ZM158 141V140H157ZM163 141H161L162 143H163ZM174 142L175 144L174 145H178L177 144V142ZM194 141H190V142H194ZM198 141V140H197ZM200 141V140H199ZM198 141V143H200V145H198L199 147L201 146V144H203L202 142V140H201V142H199ZM222 141V142H223ZM231 141H233V139L231 140ZM61 141H59V142H57L58 144L60 143ZM135 142H136V140H135ZM143 142V141H142ZM144 142H146V141H144ZM143 142V143H144ZM149 142V141H148ZM151 142H150V144H151ZM160 142V141H159ZM160 142V143H161ZM173 142V141H172ZM171 142V143H172ZM180 142V141H179ZM189 142V143H190ZM222 142H220V144L219 145H221L222 144ZM236 141L234 140V146L233 147H236V145H238L240 142L238 141V144H236L235 143ZM51 143V142H50ZM143 143H142V145L141 146H143V147H140V148H144L145 149V147L147 146V145H143ZM152 143H154V141L152 142ZM156 143V142H155ZM158 143V142H157ZM166 143V145L167 144H169V143H167V141L165 142ZM186 143L184 144L185 146H186ZM196 144H198L197 142H195ZM194 143V144H195ZM212 143V142H211ZM210 143V145H215V143L213 144H211ZM61 144V143H60ZM59 144V145H60ZM64 144H61L60 145V147L61 146H63L64 147ZM71 144H72V146H71ZM164 144V143H163ZM180 144H181V142H180ZM182 144V145H183ZM190 144H192V143H190ZM241 144H240V146L238 145V147H241L240 149H242L245 145H242L241 146ZM155 145V144H154ZM157 145V144H156ZM155 145V146H156ZM161 147H162V145L161 144H159ZM170 145V144H169ZM173 145V144H172ZM172 145L171 146H168V147H172ZM184 145H183V147H184ZM26 146H27V148H29L30 150L32 149L33 151H34V149H35V151L37 150V152L36 153H40V155H36V154H33L32 152L33 151H28L27 149H26ZM145 146V147H144ZM148 146H150L149 144H148ZM152 146V145H151ZM155 146H154V148H155ZM159 146V147H160ZM188 146L189 147H187V148H189L190 149V146L191 145H189L188 144ZM197 145H193V147H196ZM198 146L196 147L197 148V150H199V153H197V154H201L202 155V153L204 152H201L200 153V151L201 150H203V149H199L198 148ZM205 146V145H204ZM216 146V145H215ZM213 147V148H215V150H216V147ZM246 146H249V145H246ZM63 147L61 148V149H63ZM67 147H64L65 149L67 148ZM73 147V148H72ZM158 147V146H157ZM156 147V148H157ZM158 147V149H159V151L161 150H163V151H167V150H169L170 151V154L172 153L171 151L173 150V152H175L176 150L175 149H168V147L167 146H165L167 149H165V147L163 148V149H161V147L159 148ZM175 146H173V148H174ZM203 147V146H202ZM201 147V148H202ZM206 147V146H205ZM219 147V146H218ZM221 147H222V145H221ZM237 147V148H238ZM76 148V147H75ZM147 148V147H146ZM155 148V150H157ZM178 147H176V149H177ZM196 148L194 149V151H192V152H195V151H197L196 150ZM204 148V147H203ZM209 148V147H208ZM208 148L206 147V148H204V150H208ZM211 148V147H210ZM210 148H209V150H210ZM220 148V147H219ZM228 148H230L231 149V147H229L228 146ZM227 148V149H228ZM77 149V148H76ZM143 149V150H144ZM151 149H153L152 147H151ZM150 149V150H151ZM179 149H180V147H179ZM184 149H186V147L185 148H183V150ZM192 149V148H191ZM218 149V148H217ZM222 149V148H221ZM227 149H222V150H227ZM228 150V151H231V150ZM239 149V150H240ZM67 150V149H66ZM65 150V151H66ZM68 150V151H69ZM141 150V149H140ZM148 150H149V147H148ZM154 150V149H153ZM207 150H206V154H207ZM214 150V151H215ZM238 150V149H237ZM243 150V149H242ZM27 151L28 152H30L31 153V155H32V157L30 156H28V154H27ZM63 151H64V149H63ZM64 151V152H65ZM67 151V152H68ZM69 151V152H70ZM142 151V150H141ZM145 151H147V150H145ZM188 152H189V150H187ZM187 151H185V152H187ZM217 151V150H216ZM218 151L220 152V149H218ZM228 151H227V153H228ZM69 152H68V154H69ZM72 152H70V154H72ZM140 152V151H139ZM149 152V151H148ZM147 152V153H148ZM151 152V151H150ZM177 153H178V150L176 151ZM183 152V151H182ZM187 152V153H188ZM198 152V151H197ZM210 152V151H209ZM209 152H208V154H209ZM211 152H213L212 151V148H211ZM210 152V153H211ZM223 153H224V151H222ZM222 152H220V154L222 153ZM242 152V151H241ZM73 153H76V151L75 152H73ZM141 154H142V152H140ZM145 153V152H144ZM144 153H143V155H144ZM177 153H175L176 155H177V157L180 155V152H179V154H177ZM186 153V154H187ZM191 153V152H190ZM189 153V154H190ZM196 153V152H195ZM213 153H215L216 154V152H213ZM45 154V155H46ZM141 154H138V155H141ZM146 154V153H145ZM149 154V153H148ZM147 154V156H143V155H141V156H139V157H144L145 159H146V157H148V159L147 160H149V156L151 155H148ZM167 154H168V157L169 158H171V156L173 155V154H169L168 152H167ZM182 154V153H181ZM184 154V153H183ZM183 154L181 155L182 157H183ZM205 153H203V155H204ZM205 154V155H206ZM219 154V153H218ZM220 154L218 155V156H220ZM30 155V154H29ZM34 155L37 157H34ZM188 155V154H187ZM186 155V156H187ZM192 155H194L193 153H192ZM191 155V156H192ZM200 155V156H201ZM204 155V156H205ZM211 155H212V153H211ZM210 154H209V158H210V160L211 159H216L217 157L214 155V157H212ZM222 155V154H221ZM223 155H225V153L223 154ZM227 155V154H226ZM38 156H40V157H38ZM42 156V157H41ZM137 156V155H136ZM184 156H185V154H184ZM185 156V157H186ZM189 156V155H188ZM187 156V157H188ZM200 156H198L199 158H200ZM207 156V155H206ZM205 156V159L206 158H208V157H206ZM150 157H152L151 158V160L153 161V156H150ZM167 157V159H169ZM174 157L176 158V160H175V158H173V156H172V159H174L176 162H177V157L174 155ZM190 157V156H189ZM189 157L187 158L188 160H191L192 161V159L194 158V157H196V158H198L196 155H194V157L192 158V159H189ZM201 157H203V156H201ZM216 157V158H215ZM222 157V156H221ZM225 157V156H224ZM40 159L42 162L40 163V160L39 161H37V159ZM134 158H135V155H134ZM134 158L132 157V159L134 160ZM179 158V157H178ZM181 158V157H180ZM226 158V157H225ZM131 158L129 159V161L128 162H130L131 160H132ZM140 159V161H138L137 160V157L135 158V161L137 160L138 162H137V164H139V162H140V164H139V168H141V165H143L142 163H141V161H143V159H141V158H139ZM25 160H26V162H25ZM154 160H155V158H154ZM185 161H187L188 162V160H186V159H184ZM210 160H208V161H210ZM219 160H222L221 158L219 159ZM218 160V161H219ZM146 161V160H145ZM144 161V163L146 164V163H148V167H150L149 165H150V163H152L150 160V163L149 162H145ZM158 160L156 159V162H157ZM161 160H159V162H160ZM165 161L166 162H168V160H166L165 159ZM171 161V160H170ZM175 161H171V164H170V162L168 163L169 165H171V166H169V167H165L167 170H165L164 168L163 169H157V168H155V169H157V171H159V170H164V171H166V173H167V171L169 170V174L168 175H163L162 177H159V173L157 172V171H155V172H157L156 174L154 173V175H156L155 176V178L154 179H152L153 178V172L151 173V171L149 172V170H147V168H145L149 173H146L147 175H148V177L150 178V176L152 177L151 179H149L148 178V180H150L148 183H151V182H156V181H158V180H163L164 178H184L185 180H194V181H197L198 183H200L199 181H204L205 179H207L210 175L212 176V173L211 174H207L206 173V171L204 172V173H202L201 175H199V174H196L197 172H195V170H193V172L192 171H189L188 169V167H186L185 166V164L183 163V162H185V161H183L182 163L180 162V161H182V159H179L178 161L180 162V163H176L175 164ZM224 160H222V162H223ZM225 161H226V159H225ZM224 161V162H225ZM133 162V161H132ZM154 162V161H153ZM164 160H162V163L160 162V163H158L157 162V164H160V167H161V164H163L162 166L164 167ZM186 162V163H187ZM211 162H213V161H211ZM220 162L221 161H219V164H220ZM134 163V165H135V163L136 162H133ZM174 163V164H173ZM209 163V162H208ZM214 163H215V161H214ZM128 164H131V163H128ZM144 164V165H145ZM156 164V163H155ZM167 164V163H166ZM168 164L166 165V166H168ZM218 164V165H219ZM223 164V163H222ZM132 165V164H131ZM209 165H210V163H209ZM211 165H212V163H211ZM210 165V166H211ZM147 165H145L144 167H146ZM152 166H153V164H152ZM151 166V167H152ZM157 166V165H156ZM212 166H214L215 167V164H213ZM117 166L116 165H113L112 164V166H110V168H113V173H114V176L116 175H118V177H119V174L121 175L120 177H121V181H123V182H130L128 185L130 186L131 185V191L134 189H137L138 187H141V186H143V185H145V184H147V183H144L143 182V180H144V178H145V181L147 180V176H146V174H145V171H144V173H143V171L141 170V169H143V168H141L140 170H141V172H142V175L144 174V177L142 176V177H140L141 179H139L138 177L140 176H138L137 177V175H136V173L134 172V171H131V172H126L124 169H121V171L119 172V173H117L116 171H117V168H116ZM143 167V166H142ZM155 167V166H154ZM158 167H159V165H158ZM170 167H171V169H170ZM214 167H213V169H214ZM7 168H11L10 170H11V173L15 170V173L14 174H12L11 176V178H10V174H8L9 173V171H8V173H6V174H8V176H9V178L10 179H8V176L6 175L5 176V178H3L2 179V177H4L3 175H5V169H6V172H7V170H9V169H7ZM53 168V167H52ZM126 168V167H125ZM129 169H130V167H128ZM139 168L137 169V170H139ZM169 168V169H168ZM216 169H217V165H216V167H215ZM12 169H14L13 171H12ZM44 168H42L39 172H41L42 170H43ZM53 169H55V168H53ZM52 169V170H53ZM211 168L209 167V169L207 170V172L210 170ZM220 169V168H219ZM49 170H51V169H49ZM221 170V169H220ZM3 171H4V173H3ZM146 171V172H147ZM154 171V170H153ZM163 171V172H164ZM34 172H33V174H34ZM37 172V171H36ZM35 172V174H37ZM39 172H38V174H39ZM51 172V171H50ZM159 172H161V171H159ZM211 172V171H210ZM212 172H214V170L212 171ZM151 173V174H150ZM206 173V174H205ZM216 173L217 172H215V174H213V175H216ZM2 174V175H1ZM139 174V173H138ZM158 174V175H157ZM165 174V173H164ZM162 174L160 173V176H161ZM202 175H204V176H202ZM207 175V176H206ZM36 176V175H35ZM113 176V177H114ZM202 176V177H201ZM206 176V177H205ZM6 177H7V180H5L6 179ZM137 177V178H136ZM156 177H158V178H156ZM115 178V180H118V179H116L117 177H114ZM37 179V178H36ZM130 180V181H129ZM39 182V181H38ZM37 181H36V183H38ZM115 182H117V181H115ZM40 183V182H39ZM99 183V182H98ZM42 186V185H41ZM127 186V185H126ZM132 186H136V188L134 187L133 189H132ZM33 187V188H32ZM43 188V187H42ZM41 188V189H42ZM40 189V190H41ZM152 189H154V187L152 188ZM8 190H10V191H8ZM39 190V189H38ZM44 191V190H43ZM47 191V190H46ZM246 191L247 192H249L250 191V186H248L247 188H246ZM245 191V192H246ZM1 192V191H0ZM33 192V194H35L36 193V195L33 197V194H31ZM5 193V194H6ZM48 193V192H47ZM46 193V194H47ZM3 194V193H2ZM2 194H0V195H2ZM39 194H41V192L39 193ZM45 194V195H46ZM43 195V194H42ZM48 195V194H47ZM11 196H13V198L11 197ZM31 196H32V199H34V200H31ZM42 197V196H41ZM12 198V199H11ZM37 198V197H36ZM51 198V197H50ZM47 199H49V198H47ZM47 199H46V201H47ZM10 200V201H9ZM18 200H20V203L18 204ZM44 200V199H43ZM143 200V199H142ZM0 201V202H1ZM31 201H33V202H31ZM42 201V200H41ZM39 202H40V200H39ZM44 202V201H43ZM48 202H50V201H48ZM47 202V203H48ZM36 203H38L37 201H36ZM12 204H15V205H12ZM17 204V205H16ZM40 204V203H39ZM46 203H44V206H46L45 205ZM30 205V206H29ZM34 205V204H33ZM41 205V204H40ZM48 205V204H47ZM42 206V205H41ZM50 206V205H49ZM48 206V207H49ZM34 207V206H33ZM37 207H39L38 205H37ZM29 208V209H28ZM37 209L38 208H36V211H37ZM40 210H41V207L39 208ZM43 209H45V208H43ZM3 210H5V212L3 211ZM29 210H30V212H29ZM34 210V209H33ZM39 210V211H40ZM46 210V209H45ZM43 211V210H42ZM3 212L5 213V214H7L9 217L11 216V219L13 220L14 219V223H10V221H9V219H7V215L5 216V214L3 215ZM38 212V211H37ZM41 212V211H40ZM50 212V211H49ZM36 213V212H35ZM44 213V212H43ZM37 215V214H36ZM39 215H41V213L39 214ZM45 215V214H44ZM42 216V215H41ZM40 216V217H41ZM50 216V215H49ZM49 216L47 215V217L49 218ZM36 217V216H35ZM37 217H39V216H37ZM36 217V218H37ZM46 217V218H47ZM42 218V217H41ZM40 219V218H39ZM44 219L42 218V221H43ZM50 220H52V219H50ZM219 220V219H218ZM41 221V220H40ZM212 221V220H211ZM114 222V221H113ZM13 226H15L14 228L15 229H13ZM49 226V227H50ZM48 232H50L52 229H49L48 228ZM52 232V231H51ZM52 235L51 236H49V237H52ZM49 239V238H48ZM54 240L53 241H55V238H53ZM50 240V239H49ZM46 242V243H45ZM56 242V241H55ZM55 242L53 243V244H55ZM44 244L46 245V246H44ZM198 244V243H197ZM58 245V244H57ZM201 246H195V244H192L191 246H187V247H182V246H171V247H168L166 250H167V254H166V256H164V258H163V260L161 261V262H158L157 264H175L176 262H178L179 260H183L184 261V259H185V256H186V258H187V255H188V253L186 254V251H185V253H184V255L185 256H183V250L184 249H190L191 251L190 252H192V254H194V253H196L197 251H199V250H203V251H205L204 249H203V247L202 246H204V248H205V245H202V243L200 244ZM50 247V248H51ZM51 248V249H52ZM150 248V247H149ZM195 248H196V250H195ZM49 249V248H48ZM51 249H49V251L51 250ZM142 249V248H141ZM186 249V250H187ZM141 251H143V250H141ZM106 252V251H105ZM104 252V253H105ZM188 252V251H187ZM107 253V252H106ZM143 253H144V251H143ZM191 254V253H190ZM191 254V255H192ZM143 255H145V254H143ZM207 255V254H206ZM60 256V255H59ZM59 256H58V258H59ZM190 256V255H189ZM193 256V255H192ZM145 257V256H144ZM183 257H184V259H183ZM62 260V262H64L63 261V258H61ZM145 259V258H144ZM143 259V260H144ZM58 260V259H57ZM59 261V263L61 262L60 260H58ZM182 261V262H183ZM58 263V264H59ZM181 262L179 261V264H180ZM65 264V263H64ZM177 264V263H176Z\"/></svg>",
	"mask_w": 264,
	"mask_h": 264
},
{
	"label": "water",
	"instance_id": "95a60500",
	"mask_svg": "<svg viewBox=\"0 0 264 264\" xmlns=\"http://www.w3.org/2000/svg\"><path fill=\"white\" fill-rule=\"evenodd\" d=\"M92 2H97L99 0H91ZM110 0H107L106 2H108ZM132 0H112V2L110 3V5L108 3L105 4V8L106 11L109 12L112 16H114V22L113 25L118 26V27H122V25L125 23V21L128 20V18L130 17L131 13L133 12V8L134 4L139 6V4L144 1V0H133V2H130ZM146 1V0H145ZM130 2V3H129ZM133 3V4H131ZM133 8V9H132ZM15 13L12 14L11 18L13 19V21L15 22V24L17 23H24L26 22L28 19H30L31 14L27 11H24L23 13H18V9L16 11H14ZM130 19V18H129ZM119 29V28H118ZM1 31H4L1 30ZM7 32V31H5ZM113 40L114 38H107L106 39V48H110L111 45L113 44ZM106 51V50H105ZM104 51V52H105ZM91 55L93 53H90ZM101 60V59H99ZM73 68L76 69L78 72H80L81 77L83 79V82L85 84V93H86V101H87V106H86V115L87 118L89 119V121L92 124V128L85 131L83 128H80L79 126L78 129H80L84 136H82V134H77L74 137V142L76 144V147L79 148L86 140L91 139V137H94L93 134H95V136L99 139V141L103 144L105 150L107 151V154H109L110 156H112L115 161L117 162V173H119L121 171L122 168H124L127 165V160H128V156L133 155V152L137 151L136 148H134L133 146L130 145H117V139L120 140L119 135H116L115 133V129H114V124L112 122V120L109 118V115L107 114V112L103 111L102 108L98 105L97 103V96L95 94V87L93 84V80L92 77L88 75V72L85 68H83V66L81 65V62H79L77 59L74 60L73 62ZM210 86L206 88V92H212L213 93V89H215L212 84H209ZM233 93V92H231ZM240 97V96H239ZM73 126L75 127V124H73ZM88 126V124H86V127ZM94 129V130H93ZM93 131H95V133H93ZM118 136V137H115ZM115 137V138H114ZM244 145V144H243ZM247 148V146H245ZM245 148V149H246ZM248 148H251V146H248ZM241 150V149H240ZM240 150H236L233 149L231 151H229V153L226 156V161H228L229 159H239L241 157V151ZM243 156V154H242ZM224 158V157H223ZM206 160H210V158H206ZM219 162L217 161L215 164H218ZM225 162H223L224 164ZM222 164V165H223ZM220 165V164H219ZM217 165V167H219L220 169L223 167L222 165ZM222 166V167H221ZM106 172L108 173V176L110 177V179L112 180V183L114 185V188L117 192H128L130 191L128 189V187L126 186V184H124L123 181H121V175L114 176V171L113 168H110V166L106 167ZM117 177L116 179L117 182L114 181V177Z\"/></svg>",
	"mask_w": 264,
	"mask_h": 264
},
{
	"label": "snow or ice",
	"instance_id": "6c2138e0",
	"mask_svg": "<svg viewBox=\"0 0 264 264\" xmlns=\"http://www.w3.org/2000/svg\"><path fill=\"white\" fill-rule=\"evenodd\" d=\"M66 2H67V0H66ZM65 2V3H66ZM51 3L53 4V6H59V5H61L59 2H58V0H51Z\"/></svg>",
	"mask_w": 264,
	"mask_h": 264
}]
</instances>
